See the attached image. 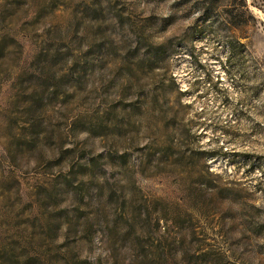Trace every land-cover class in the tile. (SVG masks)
Returning <instances> with one entry per match:
<instances>
[{
    "label": "rangeland",
    "instance_id": "1",
    "mask_svg": "<svg viewBox=\"0 0 264 264\" xmlns=\"http://www.w3.org/2000/svg\"><path fill=\"white\" fill-rule=\"evenodd\" d=\"M0 264H264V0H0Z\"/></svg>",
    "mask_w": 264,
    "mask_h": 264
}]
</instances>
